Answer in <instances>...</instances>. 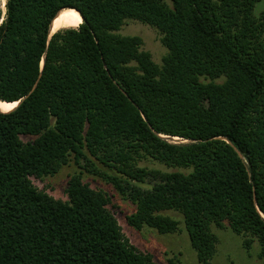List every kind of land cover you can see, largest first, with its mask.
I'll list each match as a JSON object with an SVG mask.
<instances>
[{"label":"trees","instance_id":"trees-1","mask_svg":"<svg viewBox=\"0 0 264 264\" xmlns=\"http://www.w3.org/2000/svg\"><path fill=\"white\" fill-rule=\"evenodd\" d=\"M171 1L7 0L5 13L0 1V100L21 101L0 110V264H158L83 170L136 204L126 215L136 230L177 232L163 212L181 213L200 264H212V227L225 222L247 249L259 242L264 264L260 0ZM63 9L83 21L50 36ZM127 19L160 31L162 65L141 37L117 33ZM145 158L186 172L139 166ZM72 161L81 170L67 200L34 185Z\"/></svg>","mask_w":264,"mask_h":264},{"label":"rangeland","instance_id":"rangeland-1","mask_svg":"<svg viewBox=\"0 0 264 264\" xmlns=\"http://www.w3.org/2000/svg\"><path fill=\"white\" fill-rule=\"evenodd\" d=\"M0 1L2 5L4 0ZM163 1L172 6L171 0ZM255 13L258 17L264 13V0H260L257 3ZM117 33L141 37L143 40L142 49L149 51L157 64H163V58L167 55L168 49L162 43V34L157 28L138 20L127 19ZM223 80L221 78L217 81L222 82ZM22 138L24 141H28L31 137L23 136ZM138 163L142 167L160 169L167 172L177 170L186 172L182 168L167 167L152 158L141 159ZM80 170V167L72 161L63 166L57 174L43 179L32 177V181L36 187L45 190L55 198L67 200L66 189L70 174ZM83 173L84 181L89 183L92 188L103 190L109 195L111 198V203L108 206L110 211L118 219L124 234L140 251L152 254L158 264H200L197 251L191 244L181 213L174 210L163 212L180 221L179 231L177 232L160 233L149 226L136 230L128 224L126 219L127 214L135 211L136 204L129 198L124 197L104 178L85 170H83ZM143 186L149 187L148 184H143ZM212 230L218 239L217 251L212 259V264H261V259L259 258L261 246L257 240L253 242L250 249H247L243 245L244 237L235 233L229 227L228 222H225V227L223 228L214 225Z\"/></svg>","mask_w":264,"mask_h":264},{"label":"bare ground","instance_id":"bare-ground-1","mask_svg":"<svg viewBox=\"0 0 264 264\" xmlns=\"http://www.w3.org/2000/svg\"><path fill=\"white\" fill-rule=\"evenodd\" d=\"M81 14L75 9H63L52 23V33L65 28H77L82 23ZM18 102H7L0 100V110L11 111Z\"/></svg>","mask_w":264,"mask_h":264},{"label":"water","instance_id":"water-1","mask_svg":"<svg viewBox=\"0 0 264 264\" xmlns=\"http://www.w3.org/2000/svg\"><path fill=\"white\" fill-rule=\"evenodd\" d=\"M7 2V1H6ZM4 9L6 10V7H4ZM62 11V10H61ZM60 11V12H61ZM59 12V13H60ZM59 13L57 14V16L59 15ZM56 16V17H57ZM56 17H55V19H56ZM54 21V20H53ZM53 23V22H52ZM52 23H51V26H50V31H49V34H50V36H52L54 33H52ZM20 102L21 101H18V103H17V105H16V107L20 104ZM163 137H166L168 140H171V141H174V142H177V143H179V142H186V141H188V140H182V139H180L179 137H172V136H163Z\"/></svg>","mask_w":264,"mask_h":264},{"label":"built area","instance_id":"built-area-1","mask_svg":"<svg viewBox=\"0 0 264 264\" xmlns=\"http://www.w3.org/2000/svg\"><path fill=\"white\" fill-rule=\"evenodd\" d=\"M6 1H7V0H4V1H3V4H2V8H3L4 13H5V11H6V10L4 9V7H6ZM180 139H182V138H180ZM182 140H184V139H182ZM185 140H186V139H185ZM182 142H183V141H182Z\"/></svg>","mask_w":264,"mask_h":264}]
</instances>
